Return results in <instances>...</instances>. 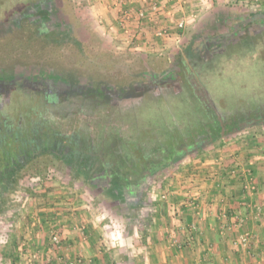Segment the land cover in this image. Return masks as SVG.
<instances>
[{
	"label": "rangeland",
	"instance_id": "374dc122",
	"mask_svg": "<svg viewBox=\"0 0 264 264\" xmlns=\"http://www.w3.org/2000/svg\"><path fill=\"white\" fill-rule=\"evenodd\" d=\"M12 2L15 6L12 3L9 7H0V67L34 66L56 71L66 67L79 69L77 71L84 76L99 73L97 78L122 83H134L152 72L162 71L169 65V59L180 58V52H186L189 46H201L205 39L227 35L234 29L246 30L245 20L264 12V0H256V3L230 0L215 6V11L213 9L206 16L202 25L198 24L202 16L200 13L198 17V12L176 38H154L152 42L161 45L160 48L154 45L156 48L149 46L142 50L132 47L135 40H117L114 33H102L91 17V0H46L51 16H47L43 26L42 23L25 25L27 20L24 22L23 18L10 15L12 10L30 6L33 0H23L26 3L20 4ZM28 16L37 17L38 14ZM44 31L51 35L40 33ZM246 65V62L240 63L242 67ZM227 67L215 68L213 79L217 73H227ZM229 75V80L218 83L217 92L221 95L224 90L230 106L237 99L234 92L243 95L244 84L251 81L264 86V64L262 69L244 70L240 78ZM186 99H173L171 107L164 104L161 97L144 99L137 107L116 114L114 120L124 128L122 136L130 133L143 138L153 124L168 133L164 119L171 120L172 114L177 117L190 115L192 106L187 104L194 99ZM232 145L241 149L254 145L264 147V126L225 136L203 151L167 167L145 184L136 199L98 194L94 186L51 161L29 166L0 198V264H152L154 254L165 253V248L175 256H188L196 250L197 223H189L182 213L183 208L188 206L195 211L200 208L197 203L202 180H209L210 187L217 182L213 169H209L213 165H221L223 170L224 161H229L241 169L249 161L239 151H233L226 158ZM252 178L257 190L255 178ZM223 188L220 183L218 194ZM220 220L225 224L224 218ZM243 231L251 232L246 223L237 232ZM226 232L234 233L235 230L221 234ZM54 233L59 234L57 244L53 242Z\"/></svg>",
	"mask_w": 264,
	"mask_h": 264
},
{
	"label": "flooded vegetation",
	"instance_id": "af4514ba",
	"mask_svg": "<svg viewBox=\"0 0 264 264\" xmlns=\"http://www.w3.org/2000/svg\"><path fill=\"white\" fill-rule=\"evenodd\" d=\"M43 1L34 0L15 17L43 26L51 16ZM34 13L38 16H28ZM245 23L246 30L234 29L205 39L196 48L189 46L180 58L169 59L167 68L134 83L97 78L99 73L84 76L79 69L66 67L56 71L1 66L0 198L24 170L47 160L91 184L98 194L136 199L145 184L167 167L225 136L264 126L262 84H244L243 95L234 92L233 106L223 89L221 95L217 92L218 83L229 80V74L240 78L244 70L262 69L264 12ZM245 62L248 65L240 66ZM225 65L227 73H217L213 79L215 68ZM155 97L170 107L177 97L194 99L187 104L192 106L190 115L164 119L168 133L153 124L143 138L122 136L124 128L114 116Z\"/></svg>",
	"mask_w": 264,
	"mask_h": 264
},
{
	"label": "crops",
	"instance_id": "0c3cea01",
	"mask_svg": "<svg viewBox=\"0 0 264 264\" xmlns=\"http://www.w3.org/2000/svg\"><path fill=\"white\" fill-rule=\"evenodd\" d=\"M228 1L230 0H208V2H204V0H91L90 13L102 33L108 35L114 33V38L117 40H135L132 47L136 48L137 46L146 50L154 45L160 48L161 45L152 42L154 34L148 21L137 19L139 11H151L155 5L160 9L159 17H170L171 10L179 9L178 5L187 7V15L192 14L194 10H200L203 5L206 11H199L198 13V17L202 13L200 19L198 18V24L202 25V21L215 6L224 5ZM233 1L248 2L250 0ZM253 1L256 3V0ZM126 10H130L133 15L131 20L124 24L123 12ZM154 48L156 47L154 46ZM233 151H235L234 153L240 152V155L244 156L246 160H252L246 162L243 168L246 170L251 168L254 171L253 177L257 184V190L255 189L253 195L245 191L244 180L239 175H234L231 179L228 178L233 169V165L229 161H224V172L220 169L221 165H213L209 169H213L214 177H216L214 173H217L216 180L219 179L220 182H213V187H210L209 180L203 179L202 191L199 195L200 200L197 203L200 208L195 211L196 209L185 205L186 207L183 208L182 212L189 223H197L196 241L195 244L193 243L196 250L188 253V256H175L165 248V253L159 254L157 252L154 254L151 259L152 264L168 262L171 264H264V147L254 145L241 149L240 146L232 145L226 158ZM219 153V157H221V152L219 151ZM203 167L206 168L207 166L203 165ZM214 169L216 170L214 171ZM220 183L224 188L218 194L216 190ZM211 188L214 189L212 193ZM229 209L239 212L246 219L247 229L255 235V242L248 249L235 247L232 244V237L234 234L237 236L239 232L221 234L220 226L224 221L220 220V217ZM173 213L169 212V214ZM167 233L170 234V231L167 230ZM159 245L161 246V244Z\"/></svg>",
	"mask_w": 264,
	"mask_h": 264
},
{
	"label": "built area",
	"instance_id": "2783aa9c",
	"mask_svg": "<svg viewBox=\"0 0 264 264\" xmlns=\"http://www.w3.org/2000/svg\"><path fill=\"white\" fill-rule=\"evenodd\" d=\"M178 6L179 9L171 10L172 14L170 17H164V16L159 17L158 14L160 9H158V7L154 5L151 11L150 10L139 11L137 14V19L140 21H148V24H150L149 27L152 28L154 38L162 39V40H170L173 39L172 37H177L178 32L183 30L188 23H190L193 19H195L199 11H203L205 9L204 6H201L202 9L192 11V14L187 15L186 13L187 7L184 5H178ZM123 13H124L123 23L125 24L127 21L131 20L133 14L130 10H126ZM235 166L233 165V169L230 171L228 178L231 179L234 175L241 176V178H243L244 180V187L246 191L250 194H253L255 192L256 187L252 182V176H253L252 169L249 168L246 170L243 167L240 169V167L238 168L237 164ZM220 169L222 170V167H220ZM222 172H224V170H222ZM215 175L217 176V173ZM217 181L220 182L219 179H217ZM220 187L221 186H219V188ZM221 217L225 219V224H221L220 226V230L223 234L226 230L238 231L241 228H243L246 223V219L242 215H240L239 212L237 213L233 209H229L228 211L223 213ZM52 237L54 243L57 244L60 242L59 234L54 233ZM253 241H254V235L252 234V232L243 231L239 234V236H237L233 240L232 244L234 246L248 248L253 244Z\"/></svg>",
	"mask_w": 264,
	"mask_h": 264
},
{
	"label": "trees",
	"instance_id": "16d2710c",
	"mask_svg": "<svg viewBox=\"0 0 264 264\" xmlns=\"http://www.w3.org/2000/svg\"><path fill=\"white\" fill-rule=\"evenodd\" d=\"M12 1H17L18 2V4H20V3H22L23 2V0H0V7H4L5 5V7H9L13 2ZM34 1V0H33ZM36 1V0H35ZM23 3H26V2H23ZM32 4H34V3H32ZM36 4V3H35ZM13 5L15 6V4L13 3ZM23 12H25V8H23V9H19V10H12V13H10V15H11V17H14V16H17V15H21V14H23ZM44 15H45V13H44ZM24 22H26V20L24 21ZM29 24V22L27 23L26 22V24L25 25H28ZM25 25H23V27L25 26Z\"/></svg>",
	"mask_w": 264,
	"mask_h": 264
}]
</instances>
